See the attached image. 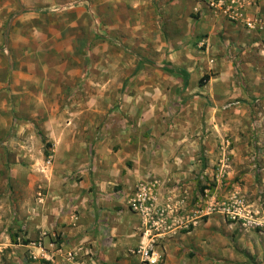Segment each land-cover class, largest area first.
I'll return each mask as SVG.
<instances>
[{"label": "rangeland", "instance_id": "rangeland-1", "mask_svg": "<svg viewBox=\"0 0 264 264\" xmlns=\"http://www.w3.org/2000/svg\"><path fill=\"white\" fill-rule=\"evenodd\" d=\"M166 4L165 0H0L1 31L11 33L14 40L10 42L11 50L4 49L2 53L9 57L14 52L23 70L33 68L39 78L38 83L32 86L30 83L31 87L20 84L18 78V90L23 96L15 100L17 104L12 103L10 110L14 112L12 120H19L24 126L12 131L8 139L0 140L9 169L17 173V177L10 176L15 181L10 182L7 196L0 195V264H71L65 257L72 253L75 258L80 245L65 243L63 230L59 232L56 225L71 209L79 214L74 210L77 199L71 197V192L83 189L80 174L84 170L91 173L99 145L103 144L105 152L113 146L118 156H124L128 168L135 163L146 168L152 161L163 170L159 160L162 155L166 160L167 146L161 142L166 136L167 120L169 129L172 127L170 119L175 115L174 110L180 114L184 106L190 105V100L202 101L200 98L210 92L226 90L225 83L212 80L215 77L212 60L217 52H213V58V54L207 53L206 44L194 51L198 58V64L194 65L198 70L194 87L184 86L182 72L181 78L164 73L162 68L170 64L165 55L169 53L160 49V41L169 42L175 36L171 33L172 22L165 17ZM21 5L40 11L19 15ZM257 30L264 32L261 28ZM185 52L190 56V51H182ZM137 56L152 61L155 66L147 63L140 66ZM65 60L69 63L63 73L60 67ZM260 61L264 67V51ZM11 80L12 75L6 88L10 87ZM202 81L203 86L199 87ZM240 81L239 78L235 81L239 89L244 84ZM262 81L250 87L252 93L261 92L254 100L251 98L258 115L246 124L230 117L221 119L226 121L214 130L217 135L211 151L207 154L205 148L201 149L204 169L210 168L213 174H204L206 171L202 170L195 178L197 191L191 197L193 207H183L184 214L189 213V209L201 216L191 231L204 218L214 215L237 225L230 246L225 242L217 243L218 249L224 245L223 249L235 251L226 256L230 264H264V253L259 255L260 250L264 252V229L245 227L221 214L205 216L204 190L209 189L210 195L216 192L218 203L235 196L243 197L253 213L261 209L257 218L264 217V191L251 190L253 194L256 192L251 198L236 189L238 185L258 187L255 179L252 184L251 178L245 179L247 170H241L245 166L240 168L238 164L233 169V160L241 156L244 147L239 146L236 154L231 152L237 148V138L253 144L252 153L263 148L262 144L254 146L264 140V79ZM233 83L228 90L233 88ZM189 90H195V95L190 96ZM235 99L223 103L224 110L231 109L226 106ZM206 120L203 118L201 123L204 135L207 134ZM207 155L211 158L207 159ZM261 156L252 157L249 165L260 167ZM146 159L150 160L149 165ZM230 163L231 175L227 172ZM142 168L134 173L140 175ZM147 178L139 180L135 189L141 184L153 183ZM16 182L21 184L19 189L13 187ZM90 191L96 192L94 182ZM165 203L158 201V204ZM49 223H56L51 231Z\"/></svg>", "mask_w": 264, "mask_h": 264}, {"label": "crops", "instance_id": "crops-1", "mask_svg": "<svg viewBox=\"0 0 264 264\" xmlns=\"http://www.w3.org/2000/svg\"><path fill=\"white\" fill-rule=\"evenodd\" d=\"M165 2L168 3L164 8L167 10L165 17L172 22L170 24L171 33L175 36L169 42L166 39H161L160 49L169 53L165 55L170 64L176 66L184 76L188 73L189 84L194 87V83L198 79L195 77L198 70L194 67L195 64H198V58L194 51L206 44V51L209 52V55L213 54V58L215 57L213 52H217V57L212 60V68L215 72V77L212 80L225 83L226 90L210 92L209 95H205L206 97L200 98L202 101L190 100V105L184 106L185 108L180 111V114L174 110L175 115L170 119L172 127L169 129V121L167 120L164 127L166 136L162 138L163 141L161 142L167 146L164 155V157L167 156L166 160H163V155L160 156L161 159L159 160L160 165H163V170L158 169L156 165L154 166L152 161L149 165L151 158L150 160L146 159L149 165L146 168L140 163L139 165L135 163L128 168L124 156H118L114 152L113 146L108 148V152H105L103 144L99 145L98 155L91 173L84 170L80 174V184L83 189L71 192V197L77 199L74 210H78L79 214L71 209L66 216L64 215L58 220V225L56 223H49L48 225L49 231L55 225L59 232L63 230L65 243L80 245V249L74 254L75 258L65 257L71 264H140V257L134 251L141 246H147L149 238L148 235H144L146 228L142 217L133 213L129 208V201L135 193L137 182L148 177L147 179L157 183L155 193L158 201H165L173 205L180 204L182 207L191 209L193 207L191 206V197L197 191L195 178L200 176L202 170L206 171L204 174L209 172L213 174L210 168L204 169L205 165L200 159V153L202 148H205L207 154L211 151L214 145V136L217 135L214 130L221 128L226 121V119L220 120L230 117L246 124L247 121L258 115V112H255L258 109L252 105V100L261 92L257 90L258 94L252 93L250 87H252V83L255 84L253 87H256V84H262L264 79V67L262 60L260 61L264 51V32L257 30L258 28L264 29L262 23V21L264 22V0H246L243 11L246 19L256 18L261 21L256 24V27L259 26L256 29L248 28L245 21L229 22L222 15L212 11L213 14L203 2L198 0H165ZM38 11L40 10L28 9L21 5L19 15ZM261 23L263 27H260ZM1 27L0 25V140H3V138L8 139L12 131L21 130L24 126L19 120L13 121L14 116L12 114L14 112L10 110L12 103L17 104L18 101L15 100L23 96V92L18 90V78H20V84L25 87L28 84L30 86V83L31 86L36 82L38 83L39 78L34 73L33 68L23 70L22 64L18 60L19 56L14 52H11L9 57L3 55L2 50L6 49L7 52L11 50V48L9 49L10 42L14 43V40L11 39V33L8 31L3 33ZM202 35L205 36L203 40L200 39ZM186 49L191 52L190 56L186 52L187 55L182 53ZM223 55L229 56L224 57ZM65 61L60 67L63 68V73L68 69L67 64L69 62L68 60ZM11 75L13 80H11L10 87L6 88V83ZM237 78L241 80V83L244 82L240 89L235 83ZM65 80L66 75L64 74L63 81ZM232 82H234L233 88L228 90ZM195 93V90L188 91L190 96L195 95ZM223 98L228 99L224 101ZM234 99L236 101L229 104L231 109L224 110L223 103ZM203 118H207L205 121L208 125L206 135H204L201 126ZM262 142L264 140L254 145L257 147L263 145V148L258 150L259 155L258 152L252 153L255 150L253 144H249L248 140L243 141L240 138L236 139L237 148L231 151L236 154L239 146L244 147L241 149V156L237 154L238 159L233 160L235 163L233 169L237 168L238 164L240 168L243 165L245 167L241 169L242 172L247 170L245 179L251 178V184L253 179L256 180L258 186L256 189L250 185L236 186V189H239L238 191L247 197H251L250 195L253 194L251 190L264 191V185L261 183L264 182V143ZM1 148L0 195L3 198L9 193L10 184L14 180L10 176L17 177V173L14 172V169H9L6 162L8 158ZM161 151L163 152V148ZM258 156L263 158L261 168L257 166L254 168L249 165L251 158ZM206 158L211 157L207 155ZM208 162L210 164L211 160ZM230 167L231 163L227 171L229 175L232 174ZM138 168H142L140 175L134 173ZM260 179H262L261 182ZM92 182L95 183L96 192L90 191ZM16 184L12 185L19 189L21 184L18 182ZM215 193L212 192L213 195ZM216 195L214 196L215 199ZM17 199L21 203L19 195ZM38 222L40 223V218H38ZM65 224L67 226H64ZM235 226L237 225L226 222L223 217L214 215L204 218V221L193 231L173 232L158 245L164 255L162 264H230V261L226 260V256L233 252L235 254V251L223 249L222 246L224 245L218 249L217 243L225 242L226 246H230L234 240ZM20 235L22 234L20 233ZM27 236L30 238L29 234ZM258 248H260L259 245ZM263 253L262 249L259 255H263ZM75 259L77 260L76 263L73 262Z\"/></svg>", "mask_w": 264, "mask_h": 264}, {"label": "built area", "instance_id": "built-area-1", "mask_svg": "<svg viewBox=\"0 0 264 264\" xmlns=\"http://www.w3.org/2000/svg\"><path fill=\"white\" fill-rule=\"evenodd\" d=\"M203 2L208 9L215 14H222L225 18L233 22L245 21L246 26L255 29L259 19H246L243 11L246 0H198ZM228 108L231 105L227 106ZM157 183H144L135 189L133 197L129 201L130 210L142 217L145 232L148 235L149 243L147 246H141L134 251L140 257V264H162L164 255L158 245L168 235L173 232H190L197 224L201 216H197V212L189 210L184 214L185 209L180 204H158L156 198ZM204 215L221 214L232 222L242 223L243 226L249 228L264 229V217L257 216L261 213L257 210L255 213L249 210L250 206L245 199L235 196L228 201L218 203L215 201L214 195L209 189H205ZM194 214L193 216H190ZM263 219V220H262ZM73 258L72 255H70Z\"/></svg>", "mask_w": 264, "mask_h": 264}, {"label": "trees", "instance_id": "trees-1", "mask_svg": "<svg viewBox=\"0 0 264 264\" xmlns=\"http://www.w3.org/2000/svg\"><path fill=\"white\" fill-rule=\"evenodd\" d=\"M138 58H139V65L140 66H143V65H145L146 63L147 64H151V65H154V63H152V61H149V60H147V59H145V58H143V57H141V56H137ZM155 66V65H154ZM162 70L164 71V72H166V73H168V74H174L176 77H180L181 78V73H180V71L177 69V68H175V67H173L171 64H168V65H166V66H164L163 68H162ZM209 79V77L207 76V80ZM183 81V84H184V86H188V84H189V74L188 73H186V75H185V77H184V79L182 80ZM204 82H205V80H204ZM200 86L202 87L203 86V81L200 83Z\"/></svg>", "mask_w": 264, "mask_h": 264}]
</instances>
